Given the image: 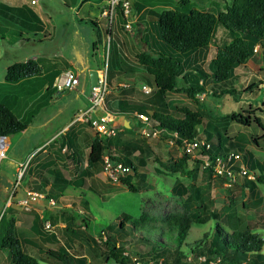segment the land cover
<instances>
[{
    "label": "rangeland",
    "instance_id": "rangeland-1",
    "mask_svg": "<svg viewBox=\"0 0 264 264\" xmlns=\"http://www.w3.org/2000/svg\"><path fill=\"white\" fill-rule=\"evenodd\" d=\"M15 1L16 3L23 1L26 5L28 4L27 6L32 12L39 15L44 25L43 34L46 37L38 38V36L33 37L26 33L23 35L24 39H21L18 37V31L14 30L23 27L27 32L26 25L17 19H11L13 23L11 28L14 30L10 29L8 34H14V38L8 36L0 41V80H3L5 63L25 58L54 55L62 57L61 53H66L72 61L73 72L76 71L75 65L82 63L83 60L87 66L93 65L92 43H98L96 47L100 57L97 68L106 64L107 75L108 69H111L109 62H111L113 52L116 55L120 50L127 61H132V52L128 45L129 42H133L131 39L138 46H142L144 42L159 43L155 14L162 9L177 5V0H128L129 10L124 13L119 7L111 8L109 0H36L34 4H29L28 0ZM230 1L188 0V3L191 7L216 13ZM0 2L11 5L14 0H0ZM89 20L96 22V26ZM115 22H127V30L133 32L129 34V31H125L122 27L126 34L121 33L120 37L118 36L119 49L110 28L111 24ZM141 22H149L146 28L148 35L139 40L142 44L138 41L137 35L142 26ZM73 26L83 36L80 48L76 47L74 42L73 32H71L74 29ZM150 30H154L155 33ZM228 39L227 31L216 23L211 43L205 57L199 63L205 71L207 70L206 63L214 56L216 48L223 45ZM262 53L264 51L257 44L256 50L247 60V66H240L246 72L236 73L232 83L214 82L210 76L203 78L201 82L203 91L196 93L195 100L187 97L182 91L159 92L151 80L147 82L140 79L141 73L138 70L130 69L131 72L128 75L121 69L116 72L112 68L109 75L111 86H108L110 84L107 82L105 100L110 99L112 102L124 100L130 103V107L139 104L140 109L148 114L151 111L149 106L159 112L179 117L182 116V108L197 111L201 120L196 130L197 134L205 137V131H208L210 136L207 139L215 148L218 137L214 131L215 128L221 139L225 138V134L230 137L236 134L235 126L228 119L231 111L236 110L239 106L247 107L248 104H251L252 107H264V80L259 81L263 77L260 72L256 71L258 67L254 71H250L251 67H255L254 61L261 60ZM262 67L264 68V65ZM77 76L80 83L84 81L82 73ZM118 79H122L125 83L117 85ZM142 84L149 88L147 92L141 93ZM247 84H251V90L242 91ZM177 85L185 86L186 81L178 77ZM231 87L234 88L233 91H225ZM19 89L20 85H13L12 82H8L6 85L0 84V93L4 91L17 92ZM70 95L71 92L61 93L56 101L45 98L47 104L38 107L35 114H19L27 126L23 131L16 132L13 137L10 136L12 138L7 146L6 159L0 161V172L5 173L10 157H22L23 160H27V167L16 186L14 185L15 171H10L13 176L9 173L12 186L7 191L3 190L6 195L8 194L9 199L0 210V235L3 224L7 222L12 223L18 237L25 235L26 229L21 226L16 227L14 216L20 212L31 211L37 213L36 217L42 223L44 219L49 223L50 226L47 229L53 230L60 242L67 238L75 255L85 257V264H118L111 259L105 260L103 257L93 256V245L88 241L89 239L87 240V235H93L98 240L100 234L103 238L106 235L114 236L117 240L116 244L123 247L133 264H199L205 260L206 256L203 244L195 251H190L183 245L181 255L156 251L157 255L153 256L147 242L131 232L115 231L116 226L112 225L111 228V225L108 224L121 212L129 214L132 218L141 213L156 217L164 216L170 212H181L184 208H192L195 197L191 195V188L196 187L201 199L211 211L215 212L216 217L210 218L204 223H192L185 242L192 244L194 241H202L204 235L208 237L212 232L214 222H218L227 231H230L226 216L232 214L236 216L241 230L247 228L262 238L261 252L264 253V183H257L252 192H249L246 187L242 186L240 178L227 183L221 179L222 177L206 176L203 169L189 158H186L183 163L185 169L190 171L189 174L171 170L167 166L176 164L183 154L181 148L174 143L167 142L168 134L164 131L159 132L155 137L141 135L139 131L141 122L132 115V110L129 107L124 108L128 110L126 113L120 111L115 113L113 122L116 132L108 139L111 144L110 153L127 155L137 168L136 171L132 172L131 170V173H128L130 182L135 188V191L129 190L120 181L112 182L109 179L104 172L103 162L92 167L86 165L87 141L95 133L85 120L78 119L70 122L67 126L72 118L69 116ZM105 105L109 112L107 103ZM93 111L100 113L101 110L97 108ZM255 113L260 115L264 122L262 115L257 111ZM122 118H128L131 126L124 127ZM65 126L67 127L63 129ZM249 127H240L239 131L248 133H259L260 131L256 125ZM59 135L71 137V148L75 154L73 158H64L66 165L60 167V170L68 180V184L62 195L52 198L53 203L51 204L49 195L45 194V185L52 177L53 167L52 165H40V162L51 158L50 152H47L48 149L43 152V146L51 140L53 143L58 142ZM230 141L233 143L232 145H229L226 139L222 141V144L229 150L237 149V146L240 147V150L245 149V144L239 143L238 140L232 138ZM52 142L45 148H53ZM249 145L255 153L262 152L252 144L249 143ZM257 156L263 155L259 156L258 154ZM254 174L255 177L258 176L257 171ZM3 178L4 176H0V183ZM175 179H178L183 186L188 187L186 195H179L171 189ZM20 190H23L21 195L19 194ZM27 192L36 194L29 195ZM81 196L88 203V212L78 208ZM23 198L26 199L25 203H20L19 199ZM61 211L73 215V225H70L69 228H78L76 232L66 229L64 226L66 220L60 215ZM51 217H54L56 225L50 222ZM83 219H86L85 228L82 223ZM58 220H60V224H58ZM154 235L156 236L158 233ZM24 251L34 256L38 264L57 263L46 260L43 258V253L34 252L30 246L25 245ZM0 261H5L2 255H0ZM208 264H223V262L220 259L215 263V259L210 258Z\"/></svg>",
    "mask_w": 264,
    "mask_h": 264
},
{
    "label": "trees",
    "instance_id": "trees-1",
    "mask_svg": "<svg viewBox=\"0 0 264 264\" xmlns=\"http://www.w3.org/2000/svg\"><path fill=\"white\" fill-rule=\"evenodd\" d=\"M3 6L6 9L9 8L5 4ZM29 15L33 17L29 19L30 22L33 20L40 22L31 10H29ZM89 22L95 26L94 22L91 20ZM155 22L159 43L144 42L145 47L132 45V61L129 62L140 64L143 72L139 76L147 82L151 80L159 92L182 91L187 97L195 100L196 93L203 91L201 85L203 78L210 76L214 82L232 83L235 78V67L243 64L254 53V47L258 44L264 51V0H231L216 13L191 7L188 0H177L176 6L162 9L155 14ZM216 23L227 31L229 39L216 48L215 54L209 59L205 71L199 63L205 57L211 43ZM92 45L94 46L95 43ZM261 57L262 64H264V53ZM115 60L125 63L126 57L119 50V54L115 55ZM60 61L63 63L62 60ZM60 61L52 62L43 57L13 61L5 67L3 78L8 82H16L36 75L45 69H51L44 76L46 81L62 69ZM111 69L107 71V82L110 84L108 86H111L109 79ZM257 72L261 73L263 79L259 81L262 82L264 80V68L260 67ZM178 77L186 81L185 86L177 85ZM124 82L122 79H118L116 84ZM228 90L233 91L234 88H227L225 91ZM246 90H251V84H247L242 91ZM221 92L224 91L221 90ZM138 105L131 106V110L142 111ZM149 108L151 110L148 117L150 127L175 132L176 135L172 137L177 146L181 145L182 139H191L195 136L203 137L198 135L196 131L201 123L197 111L182 108V116L179 117L159 112L150 106ZM256 111L264 119V107L262 106L252 107L251 104H248L247 107L239 106L236 110L231 111L228 119L235 126L236 134L232 137L225 134V138L221 139L219 132L213 127L218 137L215 148L210 142L209 152L211 154H224L229 148H226L222 141L226 139L227 143L232 145L233 143L230 141L232 138L238 140L239 143H250L254 147L264 150V122L261 116L255 113ZM252 125L258 126L259 133L239 131L240 127L250 128L249 126ZM26 126V122L14 114L9 103L0 101V133H9L10 136L13 135L12 133L23 131ZM204 136L207 139L210 133L205 131ZM166 137L171 136L167 135ZM70 138L67 140L68 145L71 144ZM58 139L54 159L57 160L60 167H64V158H73L75 153L69 149L67 144L61 151L65 140H63L62 135H59ZM110 147L109 141L104 142L96 135L91 136L87 141L86 165L88 167L95 166L102 161L103 155H106L109 161L122 162L129 166L132 172L136 171L135 164L127 155L111 154ZM239 148L237 146L235 150L247 158L248 168H253L249 165V162L254 161L253 156L248 150H240ZM186 158L198 164L197 159H191L188 154L183 152L176 164L167 167L180 173L189 174L190 171L186 170L183 164ZM203 171L206 176L211 175L208 169H203ZM54 174L55 179L45 185L48 197L59 196L68 184V180L59 169H56ZM221 179L224 180V178ZM119 181L129 190L135 191L128 173L120 175ZM239 181L249 192H252L257 183H264V172L255 177V180L240 178ZM171 189L179 195H186L188 192V187L183 186L178 179H175ZM191 189V195L195 197L192 208H184L181 212H170L164 216L156 217L141 213L132 218L129 214L121 212L108 224L111 225V228L112 225H115V231L131 232L147 242L153 256L157 255L156 251L173 252L174 255H181L183 245L188 247L190 251H195L203 244L206 256L205 260L199 264H208L210 258L222 259L223 264H242V262L243 264H264V253L261 252L262 238L247 228L241 230L236 216L232 214L226 216L230 231H227L218 222H214L212 232L208 237L204 235L202 241H194L192 244L185 242L192 223H204L206 220L216 217L215 212L211 211L201 199L198 188L192 187ZM78 208L86 212L89 210L88 203L82 196L79 198ZM60 215L66 220L64 225L66 229H70V225H73V215L62 211ZM85 220H82L84 228L86 227ZM54 221V217H51L50 222L54 223ZM33 225V237H18L11 222L3 224L0 249L6 251L9 264H38L34 256L24 251L25 245L30 246L39 254L43 253V258L56 261V264H85V257L75 255L67 238L60 242L57 234L45 230L42 221L37 218L33 220ZM77 229H70V231L76 232ZM155 233L158 235L155 236ZM99 236L97 240L93 235H87V240L89 239L88 241L93 245L94 257H103L105 260L111 259L118 264H133L123 247L116 244L117 240L114 236L106 235L104 238L101 234Z\"/></svg>",
    "mask_w": 264,
    "mask_h": 264
},
{
    "label": "crops",
    "instance_id": "crops-1",
    "mask_svg": "<svg viewBox=\"0 0 264 264\" xmlns=\"http://www.w3.org/2000/svg\"><path fill=\"white\" fill-rule=\"evenodd\" d=\"M3 4H5V3L0 2V41H3L8 36L14 38V34H12V33L8 34L10 29L14 30V28H11L12 27L11 25L13 24L11 22V19H17L18 21H20V23H25V25H26L27 32L24 31L23 27H20V28L14 30V31H18V37H20L21 39H24L23 35L26 33L31 34L33 37H35V36H38V38L40 36L46 37V35L43 34L44 31L42 29H43L44 25H43V22H41L39 15H37L33 12V14L39 18L40 22H30L29 21V19L33 18V17H31L29 15L30 9L27 6L28 4L26 5L23 1L21 3H19V2L16 3L15 0L13 3H11V5L5 4L11 9H9V8L6 9L3 6ZM29 4H31V3H29ZM94 23L96 26V22H94ZM141 23H142L141 29H140V31L137 32L138 41L140 40V38L146 37L148 35V30L146 28H147V25L149 22H141ZM122 27L126 31L128 29L127 28V22H115V23L111 24V26H110L111 31H112V35H113V39H114V41H116L118 49H119L118 36L120 37L121 33L126 34V32L122 30ZM120 29L122 30V32ZM127 31H129V30H127ZM71 32H73L74 42H75L76 47L80 48V41H82L83 36L81 35L80 32H78V30L77 31L75 30V27L73 30H71ZM150 32L155 33L154 30H150ZM128 33L132 34L133 32L129 31ZM131 41L134 42L133 39H131ZM133 42L132 43L129 42V44H128L131 51H132V49H131L132 45H135ZM96 45H98V43L95 44L94 46L93 45L91 46V48L94 52L93 53L94 54V64L87 66L83 60L82 63L75 65L76 66L75 72L72 71L73 70L72 69L73 64H72L71 59L68 57L69 55H66V53H61L62 57H60L58 55H54L51 57L38 56L41 58L43 57L46 59H50L52 62L53 61L57 62V60H59V61L62 60L63 63L60 61L62 69H60V71L55 76H53L52 78H50L46 81L44 80V76H46L47 72L48 71L50 72L51 69H45L36 75L20 79L16 82H12L13 85H20L19 91H17V92L4 91L3 93H0V101L9 103L11 105L12 111L14 112V109L16 110L14 112V114L21 119V117L19 115L20 113H22L23 115L25 113H31V114L34 113L35 114L38 107H40V106L42 107L45 104H47V101L45 100V98L50 100V101H56L60 97L61 93H68V92L70 93L71 92V95L69 97V105H71V106H69V108H70L69 116H70V118L71 117L72 118L69 120V122L67 124V126H68L70 124V122H74V121L78 120L75 118L76 114L78 112L83 111L88 106L87 99H86V96H87L89 89H90L88 72L90 70H94L97 73V70H98L97 66H98L99 57H100V54L97 52ZM136 46H138V45H136ZM114 47H115V45H114ZM142 47H143V44H142ZM33 58H36V57H33ZM247 60L243 64L235 67L234 76H236V73H245L246 72L245 69L240 68V66H242V67L247 66ZM12 62L13 61L5 63L4 68ZM208 62L206 64H208ZM109 64L111 65V68L116 70V72H118L121 69L125 73H127L128 75L131 72L130 69L138 70V71H140V73L143 72L140 64L131 63V62L127 61V58L125 60V63L124 62H117L115 60V53L114 52L112 53L111 62H109ZM253 64L255 65V67H251L250 71H254V69L256 67H258V69H259L260 67H262V65H264V64H262L261 60H255ZM114 65L116 66V68H114ZM58 66H60V65H58ZM67 69L70 70L76 76H77V74L82 73L83 80L86 82L83 81L80 83V80L78 78V82L71 88H65V89L54 88L53 87L54 78H56V76L59 75L62 71L67 70ZM140 79H142V78L140 77ZM7 83H8V81H5L4 78H3V80H0V84L6 85ZM124 83H118L117 85L124 84ZM4 87H6V86H4ZM141 93H144V91L141 90ZM140 96H142V95L140 94ZM105 103H107L108 109L110 110L109 112L113 115V117H114L115 113H117L118 111L126 113L128 110H126L124 108L130 107V103H127L124 100H121V101L116 100V101L112 102V101H110V99L109 100L106 99ZM105 107H106V105H105ZM106 109H107V107H106ZM92 113H96V112L92 111ZM122 123L128 124V126L126 128L131 126V125H129L130 123H129L128 118L127 119L122 118ZM67 126H65L63 129H65ZM15 133H12L13 135H10V136L13 137ZM10 136H9V138H10ZM11 138H10V140H11ZM62 138L65 141L63 142V146L61 147V151L64 150L66 144L69 147V149H71L73 151V149L71 148L72 144L68 145V143H67L68 142L67 140L69 137L65 135V137L62 136ZM10 140H9V142H10ZM51 142H52V140L47 142L43 146V152H46V149H48L47 152H50L51 158H49L47 160L45 159V160L40 162V165H47V166L52 165V167H53V174H52V177L50 178L49 183L55 179L54 171L56 169L60 170V166H59L57 160L54 159V153L57 150V145H58L59 141L55 142V143L52 142L54 144L53 148H45V147L49 146L51 144ZM70 142H71V140H70ZM244 148L246 150H248L250 152V154L253 156L254 161L249 162V165L251 167H253V168H251V170L253 172L257 171L258 172L257 175H260V173H263L264 172V150H262L261 153H255V151L250 147L249 144H245ZM259 150H261V149H259ZM258 154H259V156L260 155H263V156L258 157L257 156ZM5 155H6V151H5ZM4 158L6 159V156ZM8 160H9V162L7 164V168L5 170V173L0 172V176H4L3 181H1V183H0V188H1V191H0V210H1L2 206L4 204H6L7 200L9 199L7 197L8 194L6 195V192H4L3 190L5 189L7 191V189L12 186V185H10L11 184V181H10L11 176L9 175V173H11L10 171L14 172L17 168V165L25 161L22 159V157H20V158L10 157V159H8ZM65 165H66V163H65ZM12 176H13V174H12ZM12 181H13V177H12ZM1 185H2V187H1ZM45 192H46L45 194H47V190ZM62 192L60 195H62ZM22 193H23V190H20L19 194L21 195ZM57 196L58 195H55V197H57ZM49 198H53V197H49ZM33 209L35 210L36 208H33ZM35 213L36 212L32 213L31 211H24V212H20L19 214L18 213L15 214L14 218H15L16 227L21 226L22 228L26 229V232H25L26 234L24 233L25 235H22L23 237H33V235H34V233L32 232V227L34 226L33 220H35V218H37L36 217L37 213L36 214ZM38 216H40V215L38 214ZM37 219H39V218H37ZM43 221H45V219ZM54 224H53V226H54ZM58 224H60V220H58ZM45 230L53 232V230H50V229H45ZM23 249H24V247H23ZM34 252H36V251H34ZM36 253H38V252H36ZM0 255H2L3 258L5 259V261H0V264H9L8 259L6 257V251L3 249H0Z\"/></svg>",
    "mask_w": 264,
    "mask_h": 264
},
{
    "label": "built area",
    "instance_id": "built-area-1",
    "mask_svg": "<svg viewBox=\"0 0 264 264\" xmlns=\"http://www.w3.org/2000/svg\"><path fill=\"white\" fill-rule=\"evenodd\" d=\"M33 4L36 0H28ZM111 8L119 7L122 12L127 13L129 10L128 0H109ZM256 46L254 47V51ZM78 82V77L70 70H64L54 78L53 87L56 89L71 88ZM144 92L149 88L145 85L141 86ZM107 94V75L106 64L101 66L96 73V80L93 85H90L89 92L86 96L88 106L75 116L76 119L85 120L88 126L93 129L95 135L102 141L106 142L116 132L113 123V115L107 111L105 107V97ZM100 109V113H92L95 109ZM132 115L141 122L139 126L140 134L143 136L155 137L163 129L151 128L148 122L149 114L137 109L132 110ZM166 132L169 136L167 142L174 143L173 137L175 132ZM173 136V137H172ZM9 133H0V161L5 157V151L9 144ZM175 144V143H174ZM182 152L189 155L191 159H197L200 168L208 169L211 175L224 178V181L231 183L238 178H247L255 180L254 172L247 166V158L241 155L237 150H228L224 154H211L209 152L210 141L204 137H193L191 139H182L179 145ZM104 172L112 182H118L119 176L124 173H131L129 166L122 162H111L106 155H103L102 161ZM27 166V160L17 165L14 172L16 177L14 185L19 184V178ZM29 195H34V192H27ZM32 197V196H31ZM26 199H19L20 203H25ZM49 203H53V199L49 198ZM43 228H49V223L44 221ZM215 258V263L218 261Z\"/></svg>",
    "mask_w": 264,
    "mask_h": 264
},
{
    "label": "water",
    "instance_id": "water-1",
    "mask_svg": "<svg viewBox=\"0 0 264 264\" xmlns=\"http://www.w3.org/2000/svg\"><path fill=\"white\" fill-rule=\"evenodd\" d=\"M88 76H89V82H90V85H93L95 83V80H96V72L94 70H90L88 72ZM126 121V120H125ZM124 127H127L128 124L127 123H124L123 124Z\"/></svg>",
    "mask_w": 264,
    "mask_h": 264
}]
</instances>
